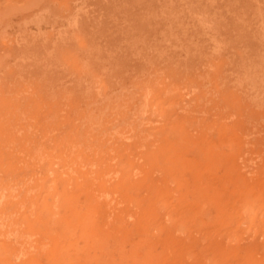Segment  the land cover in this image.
<instances>
[{
    "label": "rangeland",
    "instance_id": "rangeland-1",
    "mask_svg": "<svg viewBox=\"0 0 264 264\" xmlns=\"http://www.w3.org/2000/svg\"><path fill=\"white\" fill-rule=\"evenodd\" d=\"M0 264H264V0H0Z\"/></svg>",
    "mask_w": 264,
    "mask_h": 264
}]
</instances>
